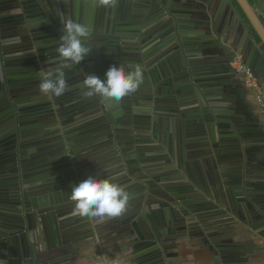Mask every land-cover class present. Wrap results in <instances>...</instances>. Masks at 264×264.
<instances>
[{
  "label": "water",
  "instance_id": "1",
  "mask_svg": "<svg viewBox=\"0 0 264 264\" xmlns=\"http://www.w3.org/2000/svg\"><path fill=\"white\" fill-rule=\"evenodd\" d=\"M57 1L90 6L99 15L125 6L151 14L143 23L117 14L112 31H105L98 18L85 41L90 53L79 65L65 68L56 51L63 24H53L47 13ZM233 1L264 47V0ZM224 6V22L239 21L229 0H117L115 7H100L97 0H0V264H69V250L86 235L78 229L87 222L74 211L72 187L89 175L110 179L129 194L120 215L125 229L148 218L151 210L174 216L164 228L149 227L145 264H164L166 243L197 224L207 227L212 221L206 213L225 206L219 194L218 205L211 206L207 199L215 195L195 192L198 184L188 174L199 165L213 190L231 187L228 193L240 208L256 206L264 226V202L248 194L244 170L254 141L247 128L224 117L208 82L211 75L190 66L193 60L170 66L164 79L151 81L154 86L169 83V101L155 106L162 109L154 112V118L162 117L160 127L132 125L129 119L142 120L145 110L122 113L116 101L86 97L80 86L87 74L104 78L107 68L97 62L146 51L164 34L189 54L198 35L210 39L216 34L221 22L215 12ZM58 69L64 70L68 87L59 97H46L39 90L41 78ZM49 127L57 130L42 134ZM130 129L138 135L127 134ZM166 130L174 132L176 151L159 139L157 133Z\"/></svg>",
  "mask_w": 264,
  "mask_h": 264
},
{
  "label": "crops",
  "instance_id": "2",
  "mask_svg": "<svg viewBox=\"0 0 264 264\" xmlns=\"http://www.w3.org/2000/svg\"><path fill=\"white\" fill-rule=\"evenodd\" d=\"M229 4L238 14L240 22L236 19L229 23L224 22L227 19L228 8L220 7L215 12V16H218L221 22L220 28H217L216 34L210 39L198 35L197 44L189 45V54L178 49L179 43L173 40L170 34H164L146 51L135 49L137 51L123 53L126 56L121 53L117 61L97 63L107 70L113 64L123 63L126 68L140 66L146 71L159 68L162 72L163 66L168 64L169 67L175 68L184 66L189 59L193 60L190 66L195 65L211 75L208 82L214 87V98L224 117L249 130L247 135L254 142L247 149L244 168L248 173L246 182L250 184L247 192L254 199L264 202V47L261 46L260 40L237 4L233 0H229ZM50 7L51 9L47 8V13L53 24L56 20L63 24L68 19L74 21L78 19L87 25L90 31L97 26L98 18L105 31H112L117 14L135 23L138 21L143 23L151 14L139 6H125L123 9H112L104 15H99L96 14L97 10L90 6L76 7L70 1L63 3L57 1ZM179 36L185 38L184 35ZM210 45L217 46L218 50L209 49ZM234 56H241L257 77L262 90L261 100H257L256 94L245 86L242 76L230 67L229 63ZM117 105L122 107V113L127 111V114L139 112L142 107L132 95L128 96V99L123 98ZM144 108L146 113L142 120L129 119L132 120V125L138 128L148 126L147 122L150 121L148 107ZM56 130L50 128V131H44L42 134H50L51 131L54 133ZM126 133L138 135L133 129ZM169 147L173 151L177 149L173 131L169 135ZM199 166L195 171L191 168L188 174L193 182L198 184L195 186V192L198 196L215 195L214 198L207 199V204L211 206L218 205L219 194L225 206L219 212L213 210L212 213H206L207 220L212 221L207 227L197 224L198 227L189 228L192 230L191 233L175 237L166 243L170 248L164 255V264H264V226L263 221L257 217L256 206L255 210L250 211L240 208L238 200L235 201L228 193L231 187L222 186L219 192H216L215 187L213 190L206 171ZM148 215V218L144 217L135 226L129 225L130 227L126 229L121 223L120 216L87 217L86 225L78 229L79 234L86 235L69 250L71 255L69 264H145L147 246L144 244L147 241L149 227L164 228L174 221L171 213L162 214L158 210H151Z\"/></svg>",
  "mask_w": 264,
  "mask_h": 264
},
{
  "label": "clouds",
  "instance_id": "3",
  "mask_svg": "<svg viewBox=\"0 0 264 264\" xmlns=\"http://www.w3.org/2000/svg\"><path fill=\"white\" fill-rule=\"evenodd\" d=\"M116 3L117 0H97L100 7H115ZM90 35L91 31L85 24L72 19L63 23V34L56 51L64 61L65 68L79 65L90 53L91 48L85 44ZM142 83L143 71L140 66L126 68L120 63L111 65L104 78L87 74L80 86L86 97L99 96L104 100L119 103L126 96L136 92ZM67 87L63 69L42 77L39 84L40 92L49 98L63 95ZM70 199L75 203L74 211L81 217H118L126 211L129 194L110 179L89 175L74 184Z\"/></svg>",
  "mask_w": 264,
  "mask_h": 264
},
{
  "label": "flooded vegetation",
  "instance_id": "4",
  "mask_svg": "<svg viewBox=\"0 0 264 264\" xmlns=\"http://www.w3.org/2000/svg\"><path fill=\"white\" fill-rule=\"evenodd\" d=\"M232 60V59H231ZM169 65V64H168ZM163 66L164 69L162 70V72L158 70H150V71H146L144 70V68H142L143 72H147L148 74L150 73L151 79L150 77H148V74H143V83L142 88L138 89L136 92V94H132L133 99L135 101H138L141 104V108L145 110L144 107H148V111L150 114V121L147 122L148 124L151 125L156 123L157 126H161L163 125L162 123V117L160 115H157L154 118V112H158L160 113L162 111L161 108L155 107L157 104L162 103L163 101H165L166 99H169V83L164 84V85H158V86H154L151 81L152 80H162L165 78L164 74H165V69L169 70V66ZM147 78V80L144 82V79ZM167 102L169 100H166ZM144 106V107H143ZM157 108V109H156ZM156 109V110H155ZM146 111V110H145ZM155 121V122H154ZM159 136V139L162 140L163 142H166V145L169 147V133L168 130L166 131H162L160 134L157 133ZM131 145V144H130ZM129 145V148H131V146ZM88 167V166H87ZM85 167L83 166V169Z\"/></svg>",
  "mask_w": 264,
  "mask_h": 264
},
{
  "label": "built area",
  "instance_id": "5",
  "mask_svg": "<svg viewBox=\"0 0 264 264\" xmlns=\"http://www.w3.org/2000/svg\"><path fill=\"white\" fill-rule=\"evenodd\" d=\"M229 65L237 74L242 76L245 86L256 94L257 100H261L262 90L259 81L253 71L244 63L242 57L234 56Z\"/></svg>",
  "mask_w": 264,
  "mask_h": 264
}]
</instances>
